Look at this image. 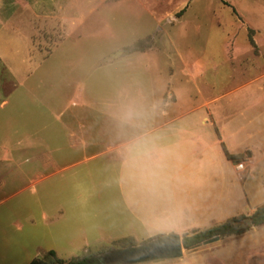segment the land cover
Listing matches in <instances>:
<instances>
[{
	"label": "rangeland",
	"instance_id": "1",
	"mask_svg": "<svg viewBox=\"0 0 264 264\" xmlns=\"http://www.w3.org/2000/svg\"><path fill=\"white\" fill-rule=\"evenodd\" d=\"M15 1L0 0V264L192 233L153 232L128 213L124 150L82 161L117 146V131H212L215 142L240 131L237 148L251 149L240 161L209 150L219 212L198 227L264 204V0ZM236 83L251 87L233 95ZM73 131L103 143L85 150ZM137 264H264V224Z\"/></svg>",
	"mask_w": 264,
	"mask_h": 264
},
{
	"label": "crops",
	"instance_id": "2",
	"mask_svg": "<svg viewBox=\"0 0 264 264\" xmlns=\"http://www.w3.org/2000/svg\"><path fill=\"white\" fill-rule=\"evenodd\" d=\"M256 39L254 42L258 44ZM232 45L236 46L234 41ZM240 83L229 87L235 88L233 95L251 87L247 84L236 90ZM221 98L224 94L218 96V100ZM239 132L220 131L221 139L216 135L218 142H215L212 131H117V146H112L113 141L108 140L104 149L89 152L82 161L101 153L124 150L122 172L125 177L119 184L128 213L153 232L169 229L198 232L201 230L198 226L219 212L218 199L211 207L209 203V150L221 141L230 153L250 149L237 148ZM70 135L77 137L85 150L103 143L96 131H73ZM156 223L160 226H154Z\"/></svg>",
	"mask_w": 264,
	"mask_h": 264
},
{
	"label": "trees",
	"instance_id": "3",
	"mask_svg": "<svg viewBox=\"0 0 264 264\" xmlns=\"http://www.w3.org/2000/svg\"><path fill=\"white\" fill-rule=\"evenodd\" d=\"M219 139H221L220 133L218 134ZM222 150L228 160L232 162H238L243 158L242 153H230L223 141L220 142ZM264 224V204L256 208L251 214H239L228 218L226 221L211 226L207 229L192 232L191 234H185L182 237L183 245L186 249H189L197 244H200L216 235L220 237L230 236V235H240L247 232L250 226H259ZM154 237H157L154 236ZM154 237H150L151 240ZM124 239L123 242H127ZM51 254H54L51 251ZM29 264H48L43 259L36 258L32 260ZM59 264H105L102 256L90 255L83 258H76L68 262H60Z\"/></svg>",
	"mask_w": 264,
	"mask_h": 264
},
{
	"label": "water",
	"instance_id": "4",
	"mask_svg": "<svg viewBox=\"0 0 264 264\" xmlns=\"http://www.w3.org/2000/svg\"><path fill=\"white\" fill-rule=\"evenodd\" d=\"M221 237L216 235L200 244L207 245L219 241ZM189 248V249H191ZM184 249L182 237L176 232H169L152 238L137 246L125 247L108 251L102 255L105 264H137L160 259H174L182 257Z\"/></svg>",
	"mask_w": 264,
	"mask_h": 264
},
{
	"label": "built area",
	"instance_id": "5",
	"mask_svg": "<svg viewBox=\"0 0 264 264\" xmlns=\"http://www.w3.org/2000/svg\"><path fill=\"white\" fill-rule=\"evenodd\" d=\"M243 167V163H240V164H238L237 165V168L239 169V168H242Z\"/></svg>",
	"mask_w": 264,
	"mask_h": 264
}]
</instances>
